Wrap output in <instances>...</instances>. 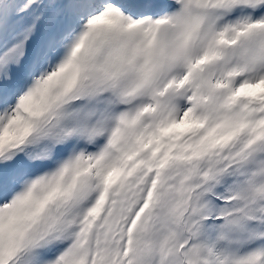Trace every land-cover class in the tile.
<instances>
[{
    "label": "snow or ice",
    "instance_id": "6c2138e0",
    "mask_svg": "<svg viewBox=\"0 0 264 264\" xmlns=\"http://www.w3.org/2000/svg\"><path fill=\"white\" fill-rule=\"evenodd\" d=\"M0 264H264V0H0Z\"/></svg>",
    "mask_w": 264,
    "mask_h": 264
}]
</instances>
